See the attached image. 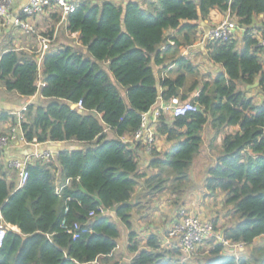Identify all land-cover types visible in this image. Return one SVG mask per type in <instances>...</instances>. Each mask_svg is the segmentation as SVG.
Masks as SVG:
<instances>
[{
	"label": "trees",
	"instance_id": "trees-1",
	"mask_svg": "<svg viewBox=\"0 0 264 264\" xmlns=\"http://www.w3.org/2000/svg\"><path fill=\"white\" fill-rule=\"evenodd\" d=\"M213 7L228 11L236 29L229 39L208 44L209 58L223 70L212 80H204L192 96L199 83L198 69L179 55V48L197 40L196 25L182 20L206 17ZM53 11L51 18L57 22L61 14ZM257 15H261L258 23ZM66 23L68 33L78 32L77 41L86 53L63 44L47 51L40 65L32 55L14 47H4L0 53L4 89L23 96L38 92L48 100L28 103L20 111L24 139L89 143L85 148L60 150L47 159L33 157L21 186L8 181L0 151V225L18 228L7 227L0 264L180 263L178 249L161 247L156 234H148L140 246L131 221L129 201L143 175L137 173L135 146L142 141L129 139L140 127L141 114L158 97L191 99L197 110L175 117L159 115L156 134L175 146L159 158L153 145L150 165L160 173L146 182L154 181L156 188L167 185L179 194L188 182L192 159L200 151L204 126L210 124L220 131L236 125L238 130L224 135L204 188L209 194L222 193L224 204L231 206L238 219L221 230L223 238L250 245L264 237V100L257 102L245 95L248 89L239 87L257 81L264 93V47L258 45L255 33L258 27L264 28V0H154L145 7L136 1L124 5L81 1L66 14ZM169 29L179 37H170L173 43L161 51ZM238 31L241 48H237ZM52 33L53 28L44 35L51 37ZM169 53L176 56L172 61L176 75L160 79L163 89L159 91L151 64L163 63ZM188 78L192 81L186 93L180 94ZM79 101L80 107L76 105ZM0 120L17 122L16 115L8 111L0 112ZM106 129L113 132V138ZM101 208L113 209L118 221L101 213ZM90 211L94 216H89ZM62 219L71 227L79 224L76 237L61 227ZM118 223L128 230L126 248L132 254L124 263L115 259ZM213 224L217 229L216 221ZM225 249L214 239L213 257L197 264H248L244 253L229 254ZM258 264H264V253Z\"/></svg>",
	"mask_w": 264,
	"mask_h": 264
},
{
	"label": "crops",
	"instance_id": "crops-1",
	"mask_svg": "<svg viewBox=\"0 0 264 264\" xmlns=\"http://www.w3.org/2000/svg\"><path fill=\"white\" fill-rule=\"evenodd\" d=\"M67 3L77 4L81 1H90L95 3H100L102 1H112L116 4L124 5L128 1H136L142 4L143 7L147 6L149 2H153L154 0H65ZM22 4V0H14L13 4V13L16 15L19 11V7ZM53 7L49 9H45L41 13L34 15L28 18V21L37 29L39 34L44 35L49 30H52V40L48 43L46 49L42 51V47L38 40V37L34 34L26 33L22 31L20 28L15 27L14 25L9 23L0 22V53L4 47H14L18 50H21L29 55H32L40 65L42 62L43 55L47 51H55L60 45H73L83 52H85V48L79 44L77 41L78 32L68 33L66 31V15L63 14L62 8L58 5H52ZM59 11L61 14V18L54 22L52 20L51 12ZM53 11V12H54ZM229 17V12H223L218 9V7H213L210 9L208 15L206 17H198L193 20H182V23H191L196 25V41L193 44L185 45L179 48V55L184 56L186 59L191 61L198 69V80L199 83L197 88H195L191 95L195 96L198 94V91L202 87V82L206 79L212 80L216 74L223 70L222 66L219 63L213 62L209 58V48L208 44L212 41L207 42L204 39V35L208 31V29L215 27L224 19ZM261 15L255 16V19L258 23L260 21ZM230 19V18H229ZM231 20V19H230ZM233 21V20H231ZM234 22V21H233ZM235 23V22H234ZM257 28V27H256ZM258 27L255 30L256 36L259 39L264 37V28ZM167 38L166 41L161 45L160 50H164L169 43L170 45L173 43L170 37L178 36L175 30L169 29L166 31ZM237 48L242 47V34L240 31L237 32ZM86 53V52H85ZM174 57L173 54H168L165 58V61L161 64L152 63V69L157 79L158 90L161 91L163 87L159 85V80L165 76L174 78L176 73L174 70L175 66L172 64ZM106 63H102V67L106 69ZM213 69L215 71L213 72ZM211 69V70H210ZM211 72V73H210ZM204 74V75H203ZM211 76V78H210ZM192 79L188 78L187 82L183 87L180 88V94H184L187 91V88ZM257 82V81H256ZM255 83V82H254ZM41 80L38 82V85H41ZM253 84V83H252ZM247 87V84L239 85ZM258 84L256 85L257 88ZM3 88L0 85V90ZM249 88V87H247ZM251 88V87H250ZM253 88V87H252ZM255 88V89H256ZM120 91L122 95H124V89L120 87ZM257 92L256 97L254 98L257 102H261L264 100V93L257 88L255 90ZM255 92L250 93L248 91L245 92L246 96H252ZM188 93V92H187ZM17 96L23 98V101H20L19 104H15V100ZM178 97V96H177ZM188 100V99H187ZM167 101V100H166ZM161 97L157 98L155 104L148 110L153 111L160 104L166 102ZM48 100L42 97L38 92L31 96H23L17 93H14V96L2 94L0 97V112L8 111L10 113L20 112L22 108L28 103H38L45 104ZM77 105V104H76ZM167 113V112H166ZM169 114V113H167ZM170 115V114H169ZM157 123V122H156ZM12 124L7 120H0V133L7 132ZM148 125L154 130L155 141L153 143L156 151V157L163 158L165 153L169 152L174 146L175 142L166 141L163 136H159L155 131V123H151V119L148 121ZM207 128H203L201 135L206 137V144H201V152L198 155L200 160L198 161V165L196 168H193L192 171H188V182L184 186V189L177 194V192L171 191L167 185L164 187H154L156 183L154 181L146 182L151 175L155 173H160L159 168L153 167L150 165V161L153 156L147 150V146L144 143V137L140 139L142 142L141 145L137 146L136 143V152L138 159V168L137 173H141V176L138 179V186L133 193L130 204L132 205L131 210V221L133 224V229L140 234L144 232L156 234L160 239V244L162 243L164 236L169 231L172 224L179 218V211L185 210L190 213L196 214L201 218L210 219L212 217H208L211 215L207 210H204V205L196 206V203L200 198L204 197L206 200L210 199L212 196L218 194L215 192L214 194H209L208 191L204 188V180L207 175L208 168L214 164L218 155L221 151V142L225 134L232 133L238 130V126L233 125L232 130L229 132H225L223 135V131L225 127L219 132L216 131L210 124H206ZM205 127V126H204ZM107 136L109 138H113L114 134L112 131L106 129ZM221 133V134H219ZM124 142L128 141L127 138H121ZM204 139V141H205ZM129 141H133L131 138ZM138 141V140H137ZM203 141V140H202ZM82 143L76 140H64V141H47L44 143H26L25 141H21L19 134L15 138H13L8 145H6L3 149H1L2 153V161L5 165V169L7 171V179L12 186L18 185V170L9 166V162L12 159H25L28 158L29 161L33 160V157H41L43 159H47L44 156H33L32 153L37 151L38 153H42L43 151H51L53 155H56L58 151L63 149L73 150L82 148ZM88 143V142H87ZM205 143V142H204ZM89 145V143H88ZM153 145L151 149L153 148ZM67 182V181H66ZM155 184V185H154ZM19 186V185H18ZM58 187L56 190L58 191ZM221 194V193H220ZM223 195V194H222ZM151 196V197H150ZM104 214L111 216L115 222L118 221V218L114 214L113 209H107ZM212 220V219H211ZM213 221H217V231H221L224 227L229 225H219L218 228V220L215 219ZM120 229V238L117 241V246L115 248V252H120L121 254H125V245H128V230L121 224H119ZM3 226V225H1ZM11 229L18 231V228L15 225L6 224ZM147 233V234H148ZM243 244H238L237 246H241ZM124 246V247H123ZM236 246V247H237ZM127 247V246H126ZM162 247V246H161ZM174 247L168 246V249ZM235 248V247H233ZM240 247H237V249ZM232 248H230L231 250ZM125 257V255L123 256ZM119 260V259H118Z\"/></svg>",
	"mask_w": 264,
	"mask_h": 264
},
{
	"label": "built area",
	"instance_id": "built-area-1",
	"mask_svg": "<svg viewBox=\"0 0 264 264\" xmlns=\"http://www.w3.org/2000/svg\"><path fill=\"white\" fill-rule=\"evenodd\" d=\"M13 4L14 0H0V22L6 24L11 22L17 28H20L22 31L30 34H34L38 37L42 51H44L52 40V37L39 34L37 29L28 21V18L37 15L44 11L47 7L52 5H58L62 8V12L66 15L68 12L72 11L75 7L72 3H67L65 0H27V2L22 3L19 7V11L15 15L13 13ZM236 29V24L227 17L218 25L213 28L208 29L204 35V39L209 41H224L229 39L232 36L233 31ZM258 45L264 47V37L259 39ZM77 106L80 107V101L77 103ZM197 104L191 99L180 100L177 96L170 97L166 102L160 104L153 111H146L141 114V124L139 129L135 132L133 141H137L144 137V143L147 146V150L150 151L151 147L155 141L154 130L148 125V121L151 119V123L158 121V117L161 113H169L171 116H180L184 115L187 112L196 111ZM16 124L11 125L9 130L4 133H0V150L3 149L9 142L19 134L20 140L25 141L26 143L35 144L33 142H27L23 137V132L20 128V122L22 120V115L20 112L16 114ZM42 154V155H41ZM33 156H44L50 157L53 156L52 152L43 151L38 153L37 151L32 153ZM29 159H12L9 162V166L18 170V185L21 186L27 179L28 172L26 170V165ZM61 187H58V191ZM66 210V209H65ZM106 210L100 209L101 213H104ZM94 212L90 211L89 216H94ZM61 227H63L68 233H71L73 237L77 236V231L79 229L78 223H73L72 227L65 224V219H62ZM8 226L0 225V245L3 241L5 231ZM208 237H214V239L224 246L233 248L236 247L239 243H231L229 240L222 237L221 233L219 234L215 231L213 220L201 218L196 214L190 213L185 210L179 211V218L172 224L169 231L164 236V239L161 243L163 248H168V246L174 245L178 249L181 256V261L188 259L191 254L194 252L196 247L203 243V241Z\"/></svg>",
	"mask_w": 264,
	"mask_h": 264
},
{
	"label": "rangeland",
	"instance_id": "rangeland-1",
	"mask_svg": "<svg viewBox=\"0 0 264 264\" xmlns=\"http://www.w3.org/2000/svg\"><path fill=\"white\" fill-rule=\"evenodd\" d=\"M211 70V69H210ZM213 72L215 71V69H213ZM211 73V72H210ZM204 75V74H203ZM211 78V76H210ZM242 88V86H241ZM256 86H254L253 88L249 87L247 88L246 86L244 87V89H248V92L253 93L255 92V90H257ZM14 93H16L13 90H6L4 88H1L0 90V97L2 94L5 95H10V96H14ZM18 94V93H17ZM257 92H255L252 96L255 98L256 97ZM20 101H23V98H20L19 96H17V99L15 100V104H19ZM208 126L205 125L204 128H207ZM230 130H232V127H225L222 135L225 132H229ZM219 132V131H218ZM221 134V133H219ZM203 138L205 139L206 137L203 136ZM202 141L203 144H206V139L205 141ZM205 142V143H204ZM88 147V143H82V148ZM201 149V148H200ZM201 150L199 151V153L197 155H195L192 159V162L190 164L189 170L188 171H192L193 168H196L198 165V161L200 160L199 158V154H200ZM151 197V196H150ZM204 205V210L207 212H209L211 215H209L208 217H212L210 219L218 220V228L221 225H232L234 223L237 222V217H235L233 215L232 212V208L230 205L224 204L223 202V195L222 193H218L215 196H212L210 199H205L204 197L200 198L199 201L196 203V206H200V205ZM215 222V221H213ZM217 222V221H216ZM220 225V226H219ZM217 227V225H216ZM215 231H217V229H215ZM219 234L221 233V231H217ZM148 232H144L138 233V241H139V245L142 246L143 244V240H145V238L147 237ZM212 239V240H211ZM206 240V241H205ZM203 243L199 244L196 249L194 250V252L191 254V256L186 259L185 261H181V257H180V263L179 264H197V263H203L207 260V258L213 257V255L211 254V249H212V244L214 243V237H208L206 238ZM129 242V241H128ZM127 245H125L126 248ZM124 247V246H123ZM237 247H240L237 249ZM235 248H232L230 250L229 247H226L225 249V253H229V254H235V255H240V254H245L248 257V264H258L259 259L262 257V253H264V237H258L256 238L252 244L250 245H241V246H237ZM115 259H119L120 263H124L129 261V259L131 258L132 254L127 250V248L125 249V254H121L120 257V252H115ZM125 255V257H123ZM179 258V256H177ZM258 259V261H257Z\"/></svg>",
	"mask_w": 264,
	"mask_h": 264
},
{
	"label": "water",
	"instance_id": "water-1",
	"mask_svg": "<svg viewBox=\"0 0 264 264\" xmlns=\"http://www.w3.org/2000/svg\"><path fill=\"white\" fill-rule=\"evenodd\" d=\"M25 2H27V0H22V3H25ZM258 84V82H255V83H253V84H247V87H254V86H256ZM64 150V149H63Z\"/></svg>",
	"mask_w": 264,
	"mask_h": 264
}]
</instances>
